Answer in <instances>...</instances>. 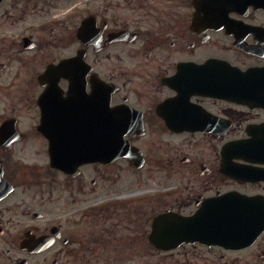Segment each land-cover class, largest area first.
I'll use <instances>...</instances> for the list:
<instances>
[{"label": "flooded vegetation", "instance_id": "af4514ba", "mask_svg": "<svg viewBox=\"0 0 264 264\" xmlns=\"http://www.w3.org/2000/svg\"><path fill=\"white\" fill-rule=\"evenodd\" d=\"M92 1L0 0V264H264V230L237 248L198 241L162 248L150 239L157 215L192 214L230 191L264 195V174L231 177L223 153L231 140L263 136L264 89L223 97L213 73L197 67L210 59L242 71L264 67V0ZM89 16L95 46L77 36ZM84 47L97 79L70 88L61 72L48 73ZM96 92L97 105L76 102ZM117 115L129 127L128 156L72 174L54 166L51 150L60 156L77 122L70 116L97 117L81 119V130ZM233 163L264 173V162ZM157 175L184 184L86 197L101 184Z\"/></svg>", "mask_w": 264, "mask_h": 264}, {"label": "water", "instance_id": "95a60500", "mask_svg": "<svg viewBox=\"0 0 264 264\" xmlns=\"http://www.w3.org/2000/svg\"><path fill=\"white\" fill-rule=\"evenodd\" d=\"M86 25L82 27L81 37L87 43L93 38L87 33ZM85 51L78 57L66 60L62 66L66 68L68 78L85 79L91 71V66L84 61ZM228 69H226L227 71ZM231 78L234 76L243 77L242 74L229 69ZM257 75V72H253ZM91 78L97 79L95 73ZM238 79V77H235ZM232 94L241 95L239 82H230ZM118 145L113 151L96 146L90 135H86L85 148L71 149L69 151V169L72 171L76 165L96 159H111L117 155L126 153V145L121 141L124 135L118 130ZM81 138V134H80ZM80 142H84L83 139ZM247 143V142H244ZM231 149L244 151L247 153H257L259 145H247L241 142L231 143ZM114 153L113 155H111ZM243 155V154H241ZM75 165V166H74ZM264 227V202L256 197H248L231 192L223 197L210 200L191 216L181 215H160L153 221L154 238L159 240L175 241H201L206 243H227L231 245H247L253 241L256 235Z\"/></svg>", "mask_w": 264, "mask_h": 264}, {"label": "rangeland", "instance_id": "374dc122", "mask_svg": "<svg viewBox=\"0 0 264 264\" xmlns=\"http://www.w3.org/2000/svg\"><path fill=\"white\" fill-rule=\"evenodd\" d=\"M58 2H70V4H74L79 3L80 5L84 4L85 2H89V4H92L93 1L89 0H58ZM75 48V45L71 43V47L70 50L73 51V49ZM93 57L94 54H91L88 56L89 60L93 61ZM97 71V69H95ZM201 139V137H199ZM180 139L176 138V142L178 143ZM166 176H161V175H157L156 179H151V178H147V177H142L140 181L138 182H133V181H128V178L125 177L123 179V181L119 182L116 186L112 187L109 186V188H102L101 185L97 186V192H92L90 194H87L86 197L92 198L97 196V200L100 198L101 194L103 193V191H120V190H130L132 189V185H134L135 187H140L138 190H148L150 192L152 191H158V190H173V186L175 183H181L184 184L183 181H179L176 180V177L173 178H165ZM187 178H189V175L187 177H185L184 179L187 180ZM97 221H98V217H97Z\"/></svg>", "mask_w": 264, "mask_h": 264}]
</instances>
